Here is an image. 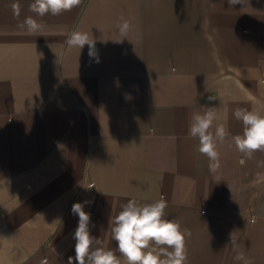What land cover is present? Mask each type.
Here are the masks:
<instances>
[{
	"label": "crops",
	"instance_id": "1",
	"mask_svg": "<svg viewBox=\"0 0 264 264\" xmlns=\"http://www.w3.org/2000/svg\"><path fill=\"white\" fill-rule=\"evenodd\" d=\"M14 2L20 20L35 15L32 0H0V264H67L84 201L92 236L116 251L109 218L161 195L191 231L187 264H242L233 232L264 264V151L241 165L230 138L219 144L217 183L188 134L208 107L232 136L237 107L264 113V0H82L36 17L35 35ZM121 18L136 28L116 42ZM73 31L93 37L99 63L68 47Z\"/></svg>",
	"mask_w": 264,
	"mask_h": 264
},
{
	"label": "clouds",
	"instance_id": "2",
	"mask_svg": "<svg viewBox=\"0 0 264 264\" xmlns=\"http://www.w3.org/2000/svg\"><path fill=\"white\" fill-rule=\"evenodd\" d=\"M248 0H228L229 6L237 4L247 5ZM82 0H32L29 11L34 16H27L20 20L21 6L14 2L12 12L18 20V28L29 35L42 33L45 25L36 17L46 15L58 16L79 7ZM119 35L127 38L136 26L128 19L121 18L117 25ZM69 48L80 50L88 46L89 57L99 58L95 49V41L87 32L73 31L66 40ZM175 71V69H173ZM209 99H211L209 97ZM233 115L243 125L242 134L232 136L224 124H215L217 111L215 107H208L203 113H194L191 117L188 134L198 139L197 151L208 158V169L217 183V175L221 169L218 145L231 139L235 149L241 154L239 163L243 165L246 159H251L257 151H264V113L237 107ZM91 201L77 202L72 205V213L78 216V226L74 231L75 256L68 257L67 264H187L188 256L186 240L191 231L182 228L176 219L166 218L167 200L163 195L158 200L140 203L135 199H128L121 204V210L114 217L109 218L111 238L116 242V251L103 246L100 239L92 236L90 231L91 216L84 210ZM252 217L250 223H255ZM94 226V225H93ZM234 233V232H233ZM230 234L231 246L236 253L234 260L242 264H253L240 251L238 238ZM117 252L119 255H117ZM41 264H47L46 259Z\"/></svg>",
	"mask_w": 264,
	"mask_h": 264
}]
</instances>
